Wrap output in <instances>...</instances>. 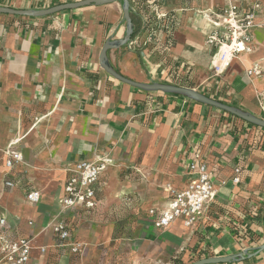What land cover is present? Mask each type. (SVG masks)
I'll return each instance as SVG.
<instances>
[{
    "label": "crops",
    "instance_id": "obj_1",
    "mask_svg": "<svg viewBox=\"0 0 264 264\" xmlns=\"http://www.w3.org/2000/svg\"><path fill=\"white\" fill-rule=\"evenodd\" d=\"M70 1L75 0H0V5L42 9ZM129 1L139 32L128 44L108 50L118 72L137 82L193 87L264 118L257 99V92L264 90V77L247 74L254 61L264 57V28L253 31V52L235 58L222 75L215 76L216 47L207 44V37L214 29L210 13L221 12L224 0ZM236 1L251 9L255 0ZM260 1L258 20H264V0ZM122 6L119 0L42 17L0 13L4 231L31 237L36 246L39 237L54 234L47 225L58 219L67 224L73 240L85 242L82 222L70 221V215L83 216L101 228L113 218L116 200L129 192L141 196L145 205L140 203L136 210L152 229L150 236L144 231L148 237H137L143 241L138 242L136 264H190L253 251L264 243V129L187 96L145 91L107 73L99 58L108 39L125 36ZM154 8L166 15L156 18ZM11 148L23 159L8 167L6 151ZM198 153L213 165L219 183L207 210L212 217L192 229L181 221L162 229L149 210L167 206L166 183L182 188L191 181L194 175L188 166ZM98 159H105L108 167L96 207L62 210L60 199L70 170L79 161ZM121 174L140 177L133 182L121 179ZM236 176L238 183L232 181ZM5 179L16 185L5 187ZM33 189L41 192L40 203L27 200ZM253 209L258 216L251 220L248 214ZM233 220L249 226L251 237L239 242ZM65 249L73 254L69 245ZM74 255L83 264L85 254ZM105 256V264H110L109 254ZM89 257L84 264H102L97 244L91 245ZM214 264H264V250L240 261Z\"/></svg>",
    "mask_w": 264,
    "mask_h": 264
},
{
    "label": "built area",
    "instance_id": "obj_2",
    "mask_svg": "<svg viewBox=\"0 0 264 264\" xmlns=\"http://www.w3.org/2000/svg\"><path fill=\"white\" fill-rule=\"evenodd\" d=\"M186 2L193 0H183ZM225 5L221 12H211L210 20L214 29L207 37V44L216 47L212 67L215 76L222 75L229 68L235 58L254 51L253 31L264 28V20H258V11L261 8V1L255 0L251 9L242 8L236 0H224ZM157 8V7H156ZM156 18L160 19L166 15L159 10H153ZM249 76L264 77V57L255 61L252 67L247 70ZM257 99L264 109V90L257 92ZM6 165L12 167L15 163L21 162L23 156L12 148L6 151ZM108 167L105 159L82 160L70 170L64 186V195L60 199L62 210H70L76 207H83L88 210L94 209L97 204V191L103 173ZM188 169L194 177L186 186L179 188L168 182L165 190L169 195L166 207L161 209L151 208L149 213L156 218V224L167 229L178 221H181L186 228H195L206 218L210 220L211 214L207 210L214 201L218 185L217 178L213 170V165L201 153L190 162ZM239 172V169H236ZM234 183L239 182V177L232 179ZM220 184H224L221 181ZM16 182L5 179V187H14ZM26 198L31 203L41 202L42 195L39 190H30ZM254 219L258 216L256 210L250 211L248 216ZM6 219L0 217V264H30L36 246L31 237L20 236L11 231H4ZM235 227L237 240L243 242L244 238L251 237L250 227L240 225L237 221H232ZM51 227L62 243L70 246V251L74 254L82 255L86 249V244L79 240H73L72 234L63 220L55 219L47 227ZM46 251V246L42 247Z\"/></svg>",
    "mask_w": 264,
    "mask_h": 264
},
{
    "label": "rangeland",
    "instance_id": "obj_3",
    "mask_svg": "<svg viewBox=\"0 0 264 264\" xmlns=\"http://www.w3.org/2000/svg\"><path fill=\"white\" fill-rule=\"evenodd\" d=\"M139 177L140 175L137 174L120 175L121 179L124 180L129 178L133 182L137 181ZM118 199L119 200H116L118 205L114 210L113 218H110L112 222L109 220L104 221L101 228L93 226V224L86 221L83 216L80 218L78 215H70V221L78 222V225L81 221V226L84 228L82 235L85 241L84 243L86 244V249L83 253L85 254L82 259L83 264L89 262L90 248L93 243L97 244L100 249L101 258H98V260L102 264L107 262V257L105 256L107 253L109 254L108 261L110 264L137 263L136 253L138 252V242L143 241L138 240L137 237L141 235L143 238H146L148 236H146L147 234L144 233V231H147L149 236L152 231L151 228L145 226L147 217L138 214L136 210L140 206V203H142V206L145 204L141 201V196L138 193L128 192ZM123 199L124 201H122ZM121 201L123 203H121ZM73 225H75V223H73ZM96 232L98 233L97 238L93 236V233ZM106 232H109L111 235L106 234ZM106 236H108V238H105ZM44 246H46L45 252L42 251V247ZM79 258L80 257L75 256L74 253L70 254L65 249V244L61 242L59 237L49 231L45 237L38 238L35 257L31 264H79L81 261Z\"/></svg>",
    "mask_w": 264,
    "mask_h": 264
},
{
    "label": "water",
    "instance_id": "obj_4",
    "mask_svg": "<svg viewBox=\"0 0 264 264\" xmlns=\"http://www.w3.org/2000/svg\"><path fill=\"white\" fill-rule=\"evenodd\" d=\"M114 1H119V0H75V1L55 4L51 7L42 8V9H16V8L0 5V13L42 17L47 15H52L66 9H74L90 4H106ZM121 1L123 2V6H122L123 17L124 20L126 21L127 29L125 36L123 38L108 39L102 48L99 58L100 65L107 73H109L111 76L122 82L131 84L145 91H162L166 93L181 94L195 101L211 105L221 110H225L255 125L264 127V118H260L255 114L243 110L237 106H233L228 103L222 102L220 100L214 99L210 96H207L206 94L200 92L199 90L193 87L166 84L160 82H151V83L137 82L118 72L109 61L108 50L120 48L123 45L128 44L131 41V36L134 32V24L131 16L130 1L129 0H121ZM263 250H264V243L254 247L253 251L251 252H249V250H244L242 252L227 256H221V257L212 256V257L199 259L190 264H214V263H227L232 261H240L247 257L256 256Z\"/></svg>",
    "mask_w": 264,
    "mask_h": 264
},
{
    "label": "trees",
    "instance_id": "obj_5",
    "mask_svg": "<svg viewBox=\"0 0 264 264\" xmlns=\"http://www.w3.org/2000/svg\"><path fill=\"white\" fill-rule=\"evenodd\" d=\"M131 16H132V21H133V24L135 23L136 24V20H135V18H134V16L132 15V13H131ZM139 32V30L138 29H134V32H133V34H132V36H131V39H134L135 37H136V35H137V33ZM209 96V95H208ZM216 99V98H215ZM217 100H219V99H217ZM220 101H222V100H220ZM222 102H224V101H222ZM223 111H225V110H223ZM225 112H227V111H225ZM230 114V113H229ZM248 122V121H247ZM249 124H251V125H253V126H256V127H258V128H261V129H264V127H261V126H258V125H255V124H253V123H250V122H248ZM249 217V216H248ZM251 220H253L252 218H250Z\"/></svg>",
    "mask_w": 264,
    "mask_h": 264
},
{
    "label": "bare ground",
    "instance_id": "obj_6",
    "mask_svg": "<svg viewBox=\"0 0 264 264\" xmlns=\"http://www.w3.org/2000/svg\"><path fill=\"white\" fill-rule=\"evenodd\" d=\"M255 59H257V57L255 58ZM255 59H253V60H255ZM257 61V60H256ZM255 62V61H254Z\"/></svg>",
    "mask_w": 264,
    "mask_h": 264
},
{
    "label": "flooded vegetation",
    "instance_id": "obj_7",
    "mask_svg": "<svg viewBox=\"0 0 264 264\" xmlns=\"http://www.w3.org/2000/svg\"><path fill=\"white\" fill-rule=\"evenodd\" d=\"M154 6V5H153ZM156 8V7H155ZM155 8H154V10H155Z\"/></svg>",
    "mask_w": 264,
    "mask_h": 264
}]
</instances>
